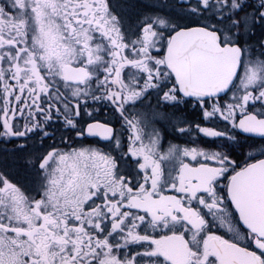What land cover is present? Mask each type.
<instances>
[{"label": "snow or ice", "instance_id": "obj_1", "mask_svg": "<svg viewBox=\"0 0 264 264\" xmlns=\"http://www.w3.org/2000/svg\"><path fill=\"white\" fill-rule=\"evenodd\" d=\"M0 264H264V0H0Z\"/></svg>", "mask_w": 264, "mask_h": 264}]
</instances>
